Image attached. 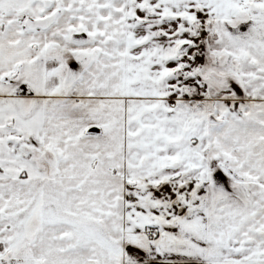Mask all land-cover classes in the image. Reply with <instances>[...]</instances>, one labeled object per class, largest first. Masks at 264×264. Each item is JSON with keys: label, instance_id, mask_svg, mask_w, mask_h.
<instances>
[{"label": "snow or ice", "instance_id": "obj_1", "mask_svg": "<svg viewBox=\"0 0 264 264\" xmlns=\"http://www.w3.org/2000/svg\"><path fill=\"white\" fill-rule=\"evenodd\" d=\"M0 264H264V0H0Z\"/></svg>", "mask_w": 264, "mask_h": 264}]
</instances>
